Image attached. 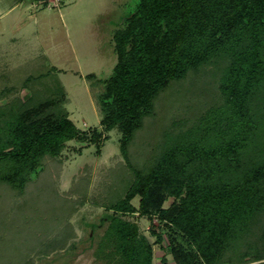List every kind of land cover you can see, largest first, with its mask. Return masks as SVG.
<instances>
[{
	"label": "trees",
	"instance_id": "16d2710c",
	"mask_svg": "<svg viewBox=\"0 0 264 264\" xmlns=\"http://www.w3.org/2000/svg\"><path fill=\"white\" fill-rule=\"evenodd\" d=\"M113 39L97 101L103 129L121 132L123 162L90 264H153V242L123 217L136 211L158 219L162 264L168 254L174 264H264V0H137ZM44 76L25 77L24 97L3 101L11 88L0 90V264L75 247L71 224L60 225L70 210L43 211L59 197L49 164L66 141L101 137L77 128L62 92L38 88Z\"/></svg>",
	"mask_w": 264,
	"mask_h": 264
},
{
	"label": "rangeland",
	"instance_id": "374dc122",
	"mask_svg": "<svg viewBox=\"0 0 264 264\" xmlns=\"http://www.w3.org/2000/svg\"><path fill=\"white\" fill-rule=\"evenodd\" d=\"M136 1L27 0L26 4L25 0H0V90L11 88L3 101L14 96L24 97L29 92V86L21 87L26 76L48 73L47 81L46 76L36 80L38 88L47 83V88L64 94L62 107L77 128L101 131L96 141H66L58 157L60 163L49 164L53 188L62 200L49 198L43 211L55 212L61 203L70 210L60 225L71 224L75 235L69 242H74L75 247L36 257L35 264H90L94 260L95 241L107 220L102 222L101 217L111 213L105 205L118 191L112 170L123 162L119 150L121 132L115 127L103 129L97 94L104 87L100 79L111 74L116 61L113 34ZM88 74L94 76L88 77ZM164 99L165 96L158 103L162 104ZM164 111L168 116L177 112L175 103L171 102V107ZM142 128L144 131L145 123ZM13 193L7 194L11 197L9 204L15 203ZM131 202L137 207L138 197ZM169 202L166 199L163 206ZM123 217L137 222L141 232L153 242V264H162L164 250L154 242L150 232L158 224L157 217L148 219L137 211ZM48 223L55 226L54 221ZM167 260L168 264H174L169 254Z\"/></svg>",
	"mask_w": 264,
	"mask_h": 264
},
{
	"label": "crops",
	"instance_id": "0c3cea01",
	"mask_svg": "<svg viewBox=\"0 0 264 264\" xmlns=\"http://www.w3.org/2000/svg\"><path fill=\"white\" fill-rule=\"evenodd\" d=\"M27 1V0H26ZM64 2V1H63ZM26 4H27V2H26Z\"/></svg>",
	"mask_w": 264,
	"mask_h": 264
},
{
	"label": "water",
	"instance_id": "95a60500",
	"mask_svg": "<svg viewBox=\"0 0 264 264\" xmlns=\"http://www.w3.org/2000/svg\"><path fill=\"white\" fill-rule=\"evenodd\" d=\"M25 2H27V1L25 0Z\"/></svg>",
	"mask_w": 264,
	"mask_h": 264
}]
</instances>
